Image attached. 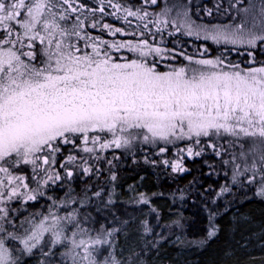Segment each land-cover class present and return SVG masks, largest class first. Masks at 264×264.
Segmentation results:
<instances>
[{"label":"snow or ice","instance_id":"obj_1","mask_svg":"<svg viewBox=\"0 0 264 264\" xmlns=\"http://www.w3.org/2000/svg\"><path fill=\"white\" fill-rule=\"evenodd\" d=\"M128 156L198 176L129 185L122 210ZM203 167L225 182L196 187ZM244 189L264 201V0H0V264H154L162 241L206 246ZM166 195L211 202L205 236Z\"/></svg>","mask_w":264,"mask_h":264},{"label":"trees","instance_id":"obj_2","mask_svg":"<svg viewBox=\"0 0 264 264\" xmlns=\"http://www.w3.org/2000/svg\"><path fill=\"white\" fill-rule=\"evenodd\" d=\"M163 6L165 0H158ZM169 3L173 0H168ZM206 4L211 6L215 0H204ZM227 6V0H225ZM107 11H111L108 8ZM115 22V19L109 21ZM100 34V30H96ZM109 38L110 34L105 33ZM119 38H126L124 34H120ZM210 46H211V42ZM243 55V49H241ZM236 58L235 56L233 57ZM247 59V57H245ZM142 157V153H141ZM199 159L196 160L195 166H200ZM190 167L193 165L189 162ZM104 167L107 168L105 162ZM219 171V170H217ZM203 175H199V183L203 184L204 188L208 185H215L217 188L220 184L225 182L223 172L220 175H207V168H201ZM119 181L117 184L119 194L117 196V205L122 210L125 208V201L132 196L127 190L131 184H140L137 192H161L164 189H175L177 185L183 187L189 180L198 176L194 170L192 173L184 175L181 174V179L175 182L169 177L165 176L163 172L157 174L156 170L145 164L141 158L139 162H134L130 156L121 160L119 164ZM107 176L105 172L101 181ZM141 176L145 179L141 180ZM246 179V177H245ZM110 190V185H104ZM63 195V193H60ZM215 193H211L214 195ZM106 198V197H105ZM153 202L164 207V220L170 219L168 213L182 212L184 228L181 230L184 234L191 238H199L206 235L209 228V213L204 207L205 204L211 206V202L207 199L193 200L191 196L185 197L183 202L176 199L174 202L170 195L154 197ZM219 205V214L215 217V223L221 226V231L215 238L204 247H197L196 245L181 247L179 244L161 242L159 246V255L152 254L154 264H261V257L264 256V248L261 247L259 233L262 225H264V201L258 196H253L251 192L246 189L241 191V196L238 199H229L227 197H220L216 202ZM230 203V206H229ZM129 209L139 208V205H128ZM227 208L225 213L224 209ZM217 211L216 207L212 208ZM239 218L238 225L234 223L236 218ZM163 225V221L159 222ZM157 232L164 231L165 235L169 234L166 227L157 228ZM177 231V235L181 234ZM151 239V237H149ZM247 241V243H245Z\"/></svg>","mask_w":264,"mask_h":264},{"label":"rangeland","instance_id":"obj_3","mask_svg":"<svg viewBox=\"0 0 264 264\" xmlns=\"http://www.w3.org/2000/svg\"><path fill=\"white\" fill-rule=\"evenodd\" d=\"M132 185V184H131ZM136 185V190H138L140 187L138 185H140L139 183L138 184H135ZM127 190L130 194H132V191L129 189V186L127 187Z\"/></svg>","mask_w":264,"mask_h":264}]
</instances>
